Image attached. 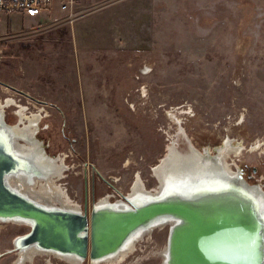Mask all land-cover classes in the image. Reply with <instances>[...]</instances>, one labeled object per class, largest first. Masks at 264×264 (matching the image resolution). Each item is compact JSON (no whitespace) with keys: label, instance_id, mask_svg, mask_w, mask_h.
Listing matches in <instances>:
<instances>
[{"label":"rangeland","instance_id":"obj_1","mask_svg":"<svg viewBox=\"0 0 264 264\" xmlns=\"http://www.w3.org/2000/svg\"><path fill=\"white\" fill-rule=\"evenodd\" d=\"M61 1L53 18L0 20V101L20 104L5 108L10 126L17 107L42 113L36 135L63 157L56 181L71 200L89 211L137 176L152 188L179 127L199 151L239 144L230 168L264 191V0ZM28 229L0 224V264L14 263L12 240ZM167 229L117 264H158L148 255ZM48 259L24 264H68Z\"/></svg>","mask_w":264,"mask_h":264},{"label":"water","instance_id":"obj_2","mask_svg":"<svg viewBox=\"0 0 264 264\" xmlns=\"http://www.w3.org/2000/svg\"><path fill=\"white\" fill-rule=\"evenodd\" d=\"M7 129L0 120L9 142ZM22 156L0 137V219L29 223L27 231L14 236L16 247L34 244L83 261L114 253L138 227L172 221L166 238L168 264H264L263 216L236 187L149 195L123 208L92 203L88 211L84 204L83 212L72 211L47 207L10 185L8 176L31 164ZM32 170L38 173L33 165Z\"/></svg>","mask_w":264,"mask_h":264},{"label":"bare ground","instance_id":"obj_3","mask_svg":"<svg viewBox=\"0 0 264 264\" xmlns=\"http://www.w3.org/2000/svg\"><path fill=\"white\" fill-rule=\"evenodd\" d=\"M13 99H6L5 102L0 101V120H3L8 128V136H11L10 141L13 151L19 152L23 155V158H28L38 173L32 170V165L30 164L29 168L22 167L15 171L14 174H10L7 181L16 190L23 192L47 207H60L83 212L84 208L79 203L71 200L68 194L61 190L57 184V178L66 169V166L63 164V157L60 155L57 157L47 155L43 143L37 138L36 131L42 113H39V111L35 113L28 112V107L22 105L23 108L17 107L16 109L18 111L16 114L19 121L15 122L12 126L5 122V108L10 105L20 106ZM26 111L32 114L26 115ZM179 129L180 133L171 137L165 155L161 157L156 167H153L151 171L152 176L156 180V184L152 188L145 187L141 178L137 176L131 185L129 193L126 195L130 201L124 196L116 197L113 194H108L99 197L94 202V205L97 207L109 204L117 208H123L125 206H132V201L146 199L149 195L155 196L167 192L170 194L180 193L181 195H190L193 192L207 189L216 190L232 186L251 197L254 205L264 219V191L259 185L248 184L243 179L239 169L235 172L227 162L229 154L232 155L234 153L238 155L240 153L241 146L239 144L235 145L228 139L221 145L213 147L212 151L205 148L199 151L193 146L185 133L182 132L181 127ZM6 136L4 132L0 131L1 139L8 146L10 141L8 142ZM3 222L29 226V223L22 219H0V224ZM171 222L159 221L149 227H138L114 253L112 252L102 257H87L83 261L75 254L41 249L34 244L24 247H16L13 245V249L10 251L16 250L18 252V258L13 264H24L26 260L30 262L36 256L46 257V262H49L48 258H55L63 260L68 264H83L86 260H88V264H117L133 253L138 243L150 237L151 232L158 228L167 229ZM166 243L167 239L164 245L159 249L150 251L148 255L150 258H155L158 264H168L166 262ZM149 257L144 256L141 259L138 258L136 261L139 262L146 258L149 259Z\"/></svg>","mask_w":264,"mask_h":264},{"label":"built area","instance_id":"obj_4","mask_svg":"<svg viewBox=\"0 0 264 264\" xmlns=\"http://www.w3.org/2000/svg\"><path fill=\"white\" fill-rule=\"evenodd\" d=\"M52 3L53 0H0V20L11 14L34 17L51 8Z\"/></svg>","mask_w":264,"mask_h":264},{"label":"crops","instance_id":"obj_5","mask_svg":"<svg viewBox=\"0 0 264 264\" xmlns=\"http://www.w3.org/2000/svg\"><path fill=\"white\" fill-rule=\"evenodd\" d=\"M72 2H73V0H72ZM64 8H68V7H67V5H63L61 0H53L50 11L48 12L50 14V18H53L55 16V14H54L55 12H59L60 10H65Z\"/></svg>","mask_w":264,"mask_h":264}]
</instances>
